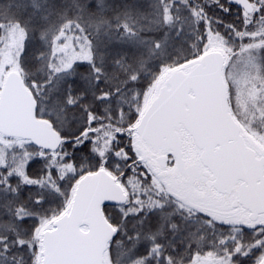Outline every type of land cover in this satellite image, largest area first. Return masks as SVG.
Masks as SVG:
<instances>
[{
	"label": "snow or ice",
	"instance_id": "obj_1",
	"mask_svg": "<svg viewBox=\"0 0 264 264\" xmlns=\"http://www.w3.org/2000/svg\"><path fill=\"white\" fill-rule=\"evenodd\" d=\"M160 3L164 5V0ZM172 5H183L188 13L177 26L174 43L190 52L179 58L173 56L168 51L169 35L164 32L162 37L150 38L148 58L164 70L166 61L175 63L179 59L181 70L187 72L195 69L197 61L207 64L218 45L216 71L229 84L230 103L235 100V107L250 125L264 121V0H169V5L163 6L165 25L174 22ZM0 8L13 10L9 20L15 19V24L0 20V31L15 28L19 32L17 62L22 60L25 67L34 69V76L39 74L40 83L33 79L29 91L34 98L39 96L50 104L59 121H46L58 137L55 144L42 146L37 140L22 138L21 149L32 145L38 152L25 151L23 158L14 161V167L0 160V264H41L45 243L32 221H41L39 210L46 202L64 198L57 181L63 183L70 173L76 183L86 174L81 164L77 176L76 153L95 156V171L105 170L111 162L119 174L113 179L125 178L132 171L137 156L133 140L143 115L136 101L140 100L141 77L145 75L141 69L147 61L141 54L136 67L137 62H127L125 55L110 60L111 53L100 51L101 35L107 36L109 30L121 39L138 35L119 13L108 16L111 6L106 0H64L59 5L49 0H41L40 4L0 0ZM125 15L131 17L130 12ZM27 41L32 42L30 48H26ZM5 47L7 41L0 39V49ZM81 66L83 70L78 72ZM72 77L76 82H71ZM3 78L0 72V80ZM129 94L131 98L126 100ZM185 96L195 101V87H188ZM32 116H36L35 107ZM112 127L114 133L104 131ZM105 135L109 139H103ZM135 167L143 165L136 163ZM29 169H35L39 178ZM213 172L210 161H199L197 177L202 184L211 182ZM144 179L149 176L145 174ZM45 184L49 187L47 197L38 191ZM155 187L154 193L146 187L129 193L127 211L117 208L116 227L107 245V264H197L206 253L215 256L216 264H246L253 252L261 253L255 264H264V209L258 215L230 219L206 209L185 208L184 203L177 202L188 212L179 223L171 212L153 220L149 210L162 208L164 203L159 199L164 189L159 184ZM71 203L67 202L68 209ZM108 204L104 201L103 207L107 209ZM232 207L252 211L242 201ZM187 220L196 226L186 224ZM69 223L79 229L78 220ZM49 226L58 233L59 226ZM246 236L251 243L245 242ZM53 264L87 262L69 258Z\"/></svg>",
	"mask_w": 264,
	"mask_h": 264
},
{
	"label": "water",
	"instance_id": "obj_2",
	"mask_svg": "<svg viewBox=\"0 0 264 264\" xmlns=\"http://www.w3.org/2000/svg\"><path fill=\"white\" fill-rule=\"evenodd\" d=\"M219 56L217 51L207 64L199 62L195 69L170 75V90L150 102L142 122L151 124L154 132L162 134L175 120L184 118L195 143L204 148L202 159L212 164L217 188L224 189L236 178L251 182L260 176L264 157L257 158L254 151L245 146L239 127L228 111L226 86L222 75L216 71ZM188 87H195V101L185 96ZM33 107L36 109L33 95L20 76L15 72L8 74L0 96L1 131L37 140L42 146L55 144L58 137L46 119L32 116ZM38 120L43 122L38 123ZM174 153L181 162L180 150L175 149ZM255 193L253 197L264 204V179ZM104 201L122 203L121 187L104 170L85 176L77 186L69 212L56 222L58 233L47 231L44 234V264L69 258L87 264H103V254L113 232L102 210ZM70 220L80 222L78 230L70 226ZM83 226L86 230H82Z\"/></svg>",
	"mask_w": 264,
	"mask_h": 264
},
{
	"label": "rangeland",
	"instance_id": "obj_3",
	"mask_svg": "<svg viewBox=\"0 0 264 264\" xmlns=\"http://www.w3.org/2000/svg\"><path fill=\"white\" fill-rule=\"evenodd\" d=\"M0 33V39H4L7 41V47L0 49V72L3 73L4 77L3 80H0L1 96V91L7 75L11 72H15L21 77V73L19 71L20 61L17 62L15 56V53L17 51V44L19 41V32L15 28H12L10 31L6 29L4 31H1ZM217 51H219V47H217ZM198 64L199 61L196 62V65ZM6 65L8 66V69L5 71L4 68ZM185 67L188 66L185 65ZM29 71L32 74L34 72V69L29 68ZM178 71H182L179 64L176 66H172V68H169L165 71H162L157 76L156 80L153 82V85L150 87L146 94L145 102L143 108L141 109L142 113L145 112L146 108L155 97L161 96L165 92L170 90L171 82L169 81V76ZM223 80L226 86V103L228 106V110L239 127V131L243 138L245 146L252 149L257 158L264 157V121H257L255 126L250 125L248 121L245 120L241 110L235 107V100L230 103L229 84L225 81L224 77ZM141 117L139 118V123L136 125L137 132L133 140V144L137 153V156L133 160L134 167L132 171L128 173L127 177L122 179H114L117 184H122L123 187L129 184V188L132 189L136 185L134 184V177L140 176L141 178H144V175L147 174L149 176L148 180L154 189H156L155 184H159L164 189L165 193H167L175 200L184 203L185 206L193 210L197 208L206 209L208 211L214 212L217 215L227 216L230 219H240L250 216V212L244 211L242 207H232V205H234L233 201L236 199V197L232 193L226 192L223 189H218L214 183L206 181L202 184L200 182L197 177V167L199 161L203 160V148L201 146L199 147L194 142L190 132L182 122L177 123L176 126L171 129L170 133H168L167 135L157 138L150 135L148 130L139 129V125L141 124L140 120H142ZM13 136L16 137V139H22L21 137L15 135L5 134L1 131L0 125V148L7 147L11 143H13V141L19 142L16 139H12ZM172 136L178 138L179 146L181 149V159L183 163L182 165H180L176 160L173 159L174 163L172 162V164L161 166V164H158L155 157L160 153L166 154L168 151H170V149L164 150L163 145L167 143ZM157 146H160L161 149L156 150ZM144 155H146L147 157L146 160L144 159ZM136 163L143 165V167H135ZM109 167H111V164H109ZM112 169L117 172L115 168ZM105 171H107V169H105ZM95 172L97 171L86 172L84 177ZM109 172L107 171V173L112 178L114 175H119L118 173L113 174ZM129 178L131 180V183H129ZM82 179H79L78 182H73L72 184L71 202L73 201L77 186ZM153 181L155 183H153ZM124 191L123 202H125L129 197L127 191ZM240 202L241 200H237V203L235 205L239 206ZM118 204L121 203L108 204L107 209L102 206L104 216L110 223V220L115 217L116 209H112L109 207H116ZM261 209H264V205ZM69 210L70 209L66 207L60 215L48 221V225L45 224L40 228V236L43 241L45 232L51 231L49 225H56L57 220L63 215L67 214ZM259 211L260 210H258L257 215L259 214ZM107 213L109 214V219L111 218L110 220L107 218ZM111 225L114 229V222L113 224L111 223ZM82 230H86V227L83 226ZM106 251L107 247L103 254V264H107ZM44 258L45 252L41 257V264H44ZM197 264H216L215 256L213 254H206L204 256H201L198 258Z\"/></svg>",
	"mask_w": 264,
	"mask_h": 264
},
{
	"label": "trees",
	"instance_id": "obj_4",
	"mask_svg": "<svg viewBox=\"0 0 264 264\" xmlns=\"http://www.w3.org/2000/svg\"><path fill=\"white\" fill-rule=\"evenodd\" d=\"M7 2V0H5ZM15 3H21V4H40L41 0H14ZM52 4H62L64 0H49ZM94 2V0H92ZM199 2V0H197ZM106 3L111 6V11L108 13V16H112L114 13H119L120 19H126L128 23L137 29L138 35L136 37L128 38H119V34L115 33L114 30H109V34L107 36L101 35V41L102 46L100 48V51H106L108 53H111L110 60L116 58L118 55H125L127 62H133L134 60L137 62L136 67H139L138 61L141 59V54H143V59L147 61L144 63L143 68L141 69L142 73H145V75H142V87L140 89V100L136 101V103L139 105L140 109L143 108L146 94L150 87L153 85V82L156 80L157 76L162 72L165 71L164 69H161L158 67L156 63H154L151 59L148 58V47L150 45V38L153 36H163L164 32H167L169 35V45L171 47L168 48V51L172 53L173 56L179 58L186 54V52H190V50L186 49L185 47L179 46L177 43H174L175 41V33L177 30V26L180 22V20H183L184 17L188 16V13L183 5H172L171 11L174 16V22L165 25L163 22V6L169 5V0H164V5L160 3V0H106ZM179 7L180 11H177V8ZM31 9H29L30 11ZM13 10L6 11L4 8H0V20L4 21L5 23L15 24V19L9 20V17L12 16ZM235 11V9H233ZM131 13V17L125 15V13ZM143 14V16L141 15ZM176 17H179V19H176ZM190 20L191 17H188ZM115 23V21H113ZM188 30V29H186ZM1 32V31H0ZM1 34V33H0ZM143 41V42H141ZM32 46L31 41L26 42V48H30ZM217 47H219L217 45ZM167 65V69L172 68V66H176L179 64V59H177V62L173 63L171 61L165 62ZM19 71L21 73V78L26 85L27 88L30 89L31 82L33 79H37L39 74L34 76L30 73L29 68L25 67L23 64V61H20L19 65ZM83 66L78 67L77 71H82ZM108 71H111V65H109ZM71 82H76V77L70 78ZM37 83H40L39 79H37ZM32 93V92H31ZM34 97V93H32ZM130 94L125 96V99H130ZM35 102H36V115L40 118H44L46 120H53L57 124L59 121H57L56 112L52 111V106L50 104H45L43 101H41L39 96H35ZM106 133L115 132V127L108 128L104 130ZM12 139H16V137L13 136ZM103 139H109L107 135L103 137ZM17 141H13L10 145L7 147L0 148V160H3L4 162L8 163L10 167H14V161L16 159L23 158V153L26 151L28 153H36L38 152V149L35 148L32 145H29L26 149H21L20 147V140L16 139ZM97 145H100V141H97ZM69 152L72 151L71 148L68 149ZM75 161L77 165V176H79L78 166L83 164L85 166L86 172H92L95 171L96 165L98 163L95 156H93L90 153H81L77 152L75 155ZM122 168H123V162ZM111 164V162H110ZM109 173H117L115 170H113L111 167L106 168ZM29 171H32V169H29ZM67 168H65V172H67ZM32 175H36L37 178H39V174L33 169V171L30 173ZM76 177H73L70 173L66 176V179L63 183H60L57 181V183L60 184V187L62 191L65 193L64 198H57L54 201L46 202L45 205L39 210V215L41 217V221H35L33 220L32 223L34 227H38L39 229L45 225L43 224V221H50L52 218L60 215L64 209L67 207V202L72 199L71 195V188L72 184L74 182ZM135 182L134 188H129V184L124 186L125 191L127 193L131 192H137L141 188H148L151 192L157 191V189H154L149 180H145L144 178H141L140 176L134 177ZM124 183V182H123ZM122 185V184H121ZM39 192L43 193L45 197L49 194V187L47 184H45L44 188L39 189ZM159 199L163 201V207L159 209H152L149 210V216L153 220H159L166 217L167 213H173V218L179 223L181 219L188 215V212L184 209H181L178 207L179 201L175 200L171 196H169L165 192H161ZM126 202V201H125ZM123 202L121 204H118L116 207H109V208H117L123 207L125 211L128 209V205ZM185 208H189L185 206ZM193 210V209H192ZM107 218L109 219V214L107 213ZM111 219V218H110ZM109 219V220H110ZM113 224L114 218L110 220ZM186 224H192L193 227L196 226V224L192 220L185 221ZM114 225L116 227V224L114 222ZM246 243H251V238L245 237ZM231 247V245L229 246ZM215 251V250H214ZM206 254H212V253H206ZM205 254V255H206ZM260 252H253L251 257L248 261H246V264H255V260L258 256H260ZM204 256V255H203Z\"/></svg>",
	"mask_w": 264,
	"mask_h": 264
},
{
	"label": "flooded vegetation",
	"instance_id": "obj_5",
	"mask_svg": "<svg viewBox=\"0 0 264 264\" xmlns=\"http://www.w3.org/2000/svg\"><path fill=\"white\" fill-rule=\"evenodd\" d=\"M142 119V117H141ZM182 122L184 124V126L187 125V122L184 118H179L177 120L174 121L173 125L169 128V130L165 133L159 134L157 132H154L152 129V125H146L142 122V120H140V125H139V129L140 130H148V132L150 133V135L154 136V137H161L164 135H167L168 133H170L171 129H173L177 123ZM187 128V126H186ZM188 130V129H187ZM193 138V137H192ZM194 140V139H193ZM195 142V141H194ZM224 143H229V141H225ZM198 145V144H197ZM199 147L201 145H198ZM203 148V146H201ZM219 147L218 145H215L213 147V149H217ZM161 149L160 146L156 147V150ZM163 149H170V151H168L166 154L165 153H160L158 154L155 158L156 161L158 162V164H161V166H165L168 164H172V162L174 163L173 159L177 161L178 164L182 165V159L181 162L179 161V159H177L174 151L175 149H179L180 150V155H181V149L179 146V141L177 137H171L169 139V141L167 143H165L163 145ZM256 156V155H255ZM144 159L146 160L147 157L146 155H144ZM107 172V171H106ZM193 178V176H192ZM264 179V172H263V167L261 169V175L260 176H256L254 177L253 181H248L245 178H236L235 180H233L232 182L229 183V185H227V187H225L223 190L226 192H230L232 193L236 199L233 201V204L235 205L237 203V200H241L245 205H247L249 208L252 209V211L250 212V216H254L257 215L258 210H260L261 208H263V202H259L257 200V198L253 197V194H256V188L260 187L261 184V180ZM211 183H214L215 186H217V184L215 183V178H214V174L212 175V180ZM252 183V184H251ZM122 190L124 191V187L120 184L119 185ZM251 190V191H250ZM254 190V191H252ZM125 192V191H124Z\"/></svg>",
	"mask_w": 264,
	"mask_h": 264
}]
</instances>
